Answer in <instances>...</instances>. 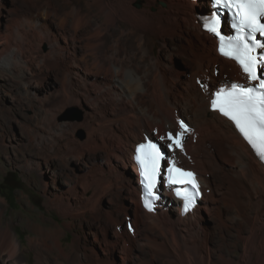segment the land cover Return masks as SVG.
I'll list each match as a JSON object with an SVG mask.
<instances>
[{
	"label": "bare ground",
	"instance_id": "bare-ground-1",
	"mask_svg": "<svg viewBox=\"0 0 264 264\" xmlns=\"http://www.w3.org/2000/svg\"><path fill=\"white\" fill-rule=\"evenodd\" d=\"M5 1L0 0V67L5 77L21 81L23 92L33 100L31 106L39 111V120L59 123L58 117L67 107L83 110L82 120L62 122L56 130L67 137L63 142L67 161L61 170L71 179L66 181L67 190L56 193L51 202L64 217L89 212L99 220L98 207L104 198H130L132 213L121 204L114 212L108 210L117 231L125 220L128 227L133 222L137 228L122 227L126 233L122 240L130 248H122L121 264L132 260L136 242L147 247L139 250L151 261L158 254L169 264H214L211 231L202 223L214 211L228 207L233 208L234 219L248 223L243 234L238 230L246 247L242 258L248 259L256 249L264 251V160L232 121L210 108L209 97L223 81L246 78L234 59L220 53L219 38L204 27L202 15L211 12L210 0H147L140 8L134 6L136 0H78L77 4L65 0L69 4L65 7L56 0H23L21 6L15 2L11 8ZM205 7L207 12H200ZM148 32L157 39H150ZM158 38L161 45L155 55ZM26 53H33V58ZM176 56L186 64L182 73L174 70ZM52 75L57 82L50 91L45 80ZM43 89L48 95L42 94ZM181 120L189 129L184 138L188 134L194 137L190 142L183 138L187 156L177 148L178 153L172 150L176 156L168 159L200 173L203 197L184 215L173 190L160 201L161 209L147 212L142 207L134 163L136 146L146 142V137L160 142L151 134L155 131L160 138L175 133ZM79 128L86 131L83 139L72 134ZM200 140L216 147L208 145L205 155ZM86 161L87 169L82 167ZM73 163L80 164V171H74ZM136 232L138 238H128L138 235ZM96 241L102 248L112 244L111 239L99 236ZM117 241L113 243L119 246ZM0 243L10 256L18 252L19 243L9 229L0 228ZM223 248L217 253L220 264H233ZM37 256L39 261L44 259L40 253ZM144 260H138L139 264H146Z\"/></svg>",
	"mask_w": 264,
	"mask_h": 264
},
{
	"label": "rangeland",
	"instance_id": "rangeland-1",
	"mask_svg": "<svg viewBox=\"0 0 264 264\" xmlns=\"http://www.w3.org/2000/svg\"><path fill=\"white\" fill-rule=\"evenodd\" d=\"M56 1L62 3L63 7L66 4L69 5L65 0ZM72 1L75 4L78 3V0ZM5 2L11 8V6L14 7L12 4L15 2H17L15 5L21 6L24 1L6 0ZM35 2L39 4V2ZM146 2L147 0H136L134 6L140 8ZM203 10L200 9V12H207L206 7ZM148 36L152 40L157 39L155 33L148 32ZM158 40L159 43L154 45L155 55L159 54V46L161 45V40L159 38ZM174 41L180 45L179 40L175 39ZM174 41L169 42L173 45ZM34 52V56L38 57L39 52L35 49ZM33 53H26L28 58L30 57L29 59L33 58L31 57ZM165 55L167 56L168 52ZM161 57L165 58L163 55ZM185 65L183 59L176 56L173 62L174 70L182 73L185 71ZM32 69L36 70V67L32 66ZM45 72L47 70L43 71L42 69V73ZM87 72L90 73L91 69H87ZM20 82L17 78L8 80L0 67V228L9 229L19 243L18 252L13 257L10 256L8 248L3 247L0 243V264H39V262H41L40 264H104V262L101 263L104 260L121 264L122 248L124 246L130 248L123 241L126 234L123 232V228L127 227L131 231L137 230V228L133 226L132 221L131 228L128 227V222L125 220L123 225H119L121 230L117 231V224L111 220V214L109 213H111V210L114 212V208L119 204L124 205L122 208L126 212L132 213L134 202L130 198L124 197L116 200L108 196L107 199L104 198L98 207L102 216L99 220L92 218L89 212L86 214L80 213L81 215H76V217H64L60 209L51 202L55 195L67 190L66 181L71 179L63 169L61 170L67 161L65 159L66 154L63 152L66 150L63 142L67 140V137L63 138L58 131L56 132L57 125L65 121L82 120L83 110L77 106L67 107L59 115V123L39 120V111L35 106H31L33 100H29L31 96L23 92ZM56 82L57 77L55 75L48 76L45 80V84L48 86L46 88L50 91L53 90ZM42 91L44 96L48 95L45 94V89ZM50 125L53 126V129ZM72 134L78 139H83L86 131L79 128L72 131ZM151 135L153 139L163 144L169 156H176L175 153H172V150H168L167 141H161L155 131ZM193 137V134H188L184 139L190 142V138ZM210 144L214 143L201 141L200 149L204 154L206 153L205 155L209 154L205 148ZM178 151L176 148L175 152L178 153ZM90 160L88 161L90 162ZM86 165L87 161L84 162L82 167L87 169ZM79 166L78 163L71 165L75 172L80 171ZM134 175L136 176V174ZM211 178L214 181L212 173ZM9 185H12L11 189L8 188ZM222 209L214 211L212 217L210 215L206 216V213L205 222L202 223V226L205 225V229L211 231L208 237L210 246L215 247L214 264H220L221 262L217 254L223 251L221 247H224L225 254L231 257L233 264H242L243 262V264H264V251L258 249L254 250L255 252L248 259L242 258L246 247L244 238L241 236V239L238 232L240 231L243 234L242 229H247L248 223L234 219L233 208L223 207ZM108 210H110L109 213ZM100 223H104L107 227L99 225ZM222 225H225V227ZM208 226L209 228H207ZM136 233L138 235L126 237L129 239L138 238L139 233ZM97 236L111 239L112 244L102 248L96 241ZM114 241L118 243L120 241L119 246L115 245ZM132 244L133 241H131ZM253 244L257 245L258 243L254 241ZM139 248L146 249L147 247L136 242V251L132 253V260L128 264H139L142 259H145L146 264H169V261L159 257L158 254H155L154 261H151L150 256L143 253ZM39 253L44 257L41 261L38 260L37 256Z\"/></svg>",
	"mask_w": 264,
	"mask_h": 264
},
{
	"label": "snow or ice",
	"instance_id": "snow-or-ice-1",
	"mask_svg": "<svg viewBox=\"0 0 264 264\" xmlns=\"http://www.w3.org/2000/svg\"><path fill=\"white\" fill-rule=\"evenodd\" d=\"M215 11L205 19L204 27L219 38V51L234 59L241 67L249 84L230 83L211 93L210 106L233 122L248 145L261 159H264V54H254L256 49L264 50V43L257 39V33L264 37V0H210ZM231 12V27L235 36L221 34V12ZM207 88L206 84H201ZM189 131L184 121H179V130L168 132L160 140L167 139L168 150H183L184 133ZM139 143L135 149V159L140 167L142 184L147 193L144 203L151 210L148 197H155L157 186L163 182L176 188L177 196L184 200L185 211L199 195V186L192 172L177 166L168 159L161 145L152 139ZM162 161H166V175L162 177ZM184 185H191L189 192Z\"/></svg>",
	"mask_w": 264,
	"mask_h": 264
},
{
	"label": "trees",
	"instance_id": "trees-1",
	"mask_svg": "<svg viewBox=\"0 0 264 264\" xmlns=\"http://www.w3.org/2000/svg\"><path fill=\"white\" fill-rule=\"evenodd\" d=\"M8 188L11 189L12 188V185H9Z\"/></svg>",
	"mask_w": 264,
	"mask_h": 264
},
{
	"label": "water",
	"instance_id": "water-1",
	"mask_svg": "<svg viewBox=\"0 0 264 264\" xmlns=\"http://www.w3.org/2000/svg\"><path fill=\"white\" fill-rule=\"evenodd\" d=\"M161 143V142H160Z\"/></svg>",
	"mask_w": 264,
	"mask_h": 264
}]
</instances>
